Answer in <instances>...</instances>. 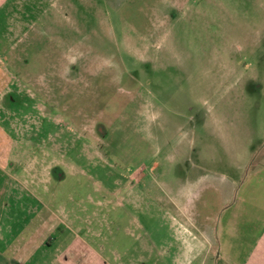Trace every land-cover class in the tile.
Wrapping results in <instances>:
<instances>
[{
    "label": "rangeland",
    "instance_id": "1",
    "mask_svg": "<svg viewBox=\"0 0 264 264\" xmlns=\"http://www.w3.org/2000/svg\"><path fill=\"white\" fill-rule=\"evenodd\" d=\"M85 2L4 27L0 162L16 187L59 179L57 215L86 210L125 262L242 185L264 219V0Z\"/></svg>",
    "mask_w": 264,
    "mask_h": 264
},
{
    "label": "crops",
    "instance_id": "2",
    "mask_svg": "<svg viewBox=\"0 0 264 264\" xmlns=\"http://www.w3.org/2000/svg\"><path fill=\"white\" fill-rule=\"evenodd\" d=\"M62 1L67 2L66 7L70 8L75 2L78 11L86 4L85 0H0V41L9 42L4 27L10 25V17H17L26 25L33 23L42 27L55 24L57 21H49L54 15H49L47 9L59 12L58 8L66 5H62ZM80 18L85 20L84 16ZM45 20L48 22L43 23ZM9 57H2L0 65ZM4 102L11 104L12 99L9 83L0 80V112ZM15 180L10 169L0 162V264H143L144 253H148L147 257L155 260V264H168L170 259L174 264H207V253L210 255V249L216 251V247L220 251L214 264H264V219L248 218L244 208L248 200L263 198L252 193L250 197L244 193L243 185L232 199L221 204L223 206L227 202L228 206L210 217L180 210L178 215H181L182 223L170 224L169 227L173 242L148 245L146 249L140 247L139 251L134 240L135 255L140 257L136 259L132 255L125 262L115 250L106 251L107 243L103 241L101 230L91 228L86 221L79 219L86 215V210L72 212L65 217L57 215V197L52 185L60 182L59 179L46 178L40 188H17ZM236 184L238 182L230 184L231 188ZM76 220L84 222L83 227H75Z\"/></svg>",
    "mask_w": 264,
    "mask_h": 264
}]
</instances>
